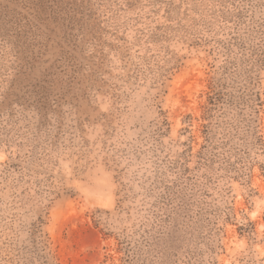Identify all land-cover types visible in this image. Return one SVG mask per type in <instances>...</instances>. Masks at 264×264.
I'll list each match as a JSON object with an SVG mask.
<instances>
[{"label": "rangeland", "instance_id": "374dc122", "mask_svg": "<svg viewBox=\"0 0 264 264\" xmlns=\"http://www.w3.org/2000/svg\"><path fill=\"white\" fill-rule=\"evenodd\" d=\"M0 264H264V0H0Z\"/></svg>", "mask_w": 264, "mask_h": 264}]
</instances>
